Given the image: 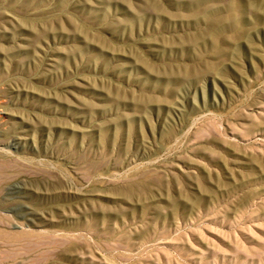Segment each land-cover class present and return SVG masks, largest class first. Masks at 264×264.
<instances>
[{
	"label": "rangeland",
	"instance_id": "obj_1",
	"mask_svg": "<svg viewBox=\"0 0 264 264\" xmlns=\"http://www.w3.org/2000/svg\"><path fill=\"white\" fill-rule=\"evenodd\" d=\"M0 264H264V0H0Z\"/></svg>",
	"mask_w": 264,
	"mask_h": 264
}]
</instances>
